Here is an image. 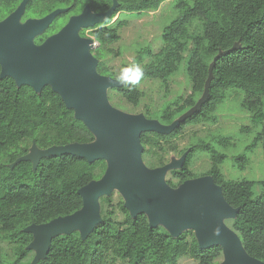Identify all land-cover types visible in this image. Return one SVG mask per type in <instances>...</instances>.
<instances>
[{
	"label": "trees",
	"instance_id": "1",
	"mask_svg": "<svg viewBox=\"0 0 264 264\" xmlns=\"http://www.w3.org/2000/svg\"><path fill=\"white\" fill-rule=\"evenodd\" d=\"M22 1L0 0V21ZM164 1L167 0H117L110 18L82 29L81 34L86 36L89 30L98 43L92 49L99 59L98 72L126 82L109 91H117L134 108L140 106L144 96L142 81L159 79L167 86L185 61L182 70L189 79L190 93L168 101L155 114L144 109L148 118L164 124L173 123L196 105L204 94L214 59L221 52L230 51L214 64L210 95L200 112L171 133H142L143 158L150 166L160 167L168 163L171 152L178 151L181 155L187 152L183 165L167 174L168 184L176 188L186 180L211 175L230 205L239 208L237 217L226 222L239 234L248 253L264 261V179L226 177L222 169L227 157L224 149L233 146L232 137L219 135L210 141L201 138L181 149L177 145L187 126L218 122L215 113L229 91L242 92V106L252 114L257 134L248 148L252 150L264 143V0H175L177 15L163 27L161 48L155 51L148 46L140 50L144 56H140L137 73H133L130 64L113 70L107 56L120 54L112 45L121 40L122 29L130 23L123 15L158 10ZM113 4L114 0H29L22 20L67 8L36 37L35 42L41 44L87 5L93 12L103 13ZM1 71L0 65V264H32L28 261L32 253L28 245L33 234L25 228L81 209L83 199L79 189L100 179L107 163L63 154L42 159L34 170L31 161H18L34 144L48 149L92 143L96 136L50 85L38 93L29 85L18 86L10 76L1 78ZM109 98L112 99L110 94ZM197 152L207 153L210 160L209 167L200 174L195 169ZM249 162L247 154L235 157L240 169H245ZM257 187L260 192L256 194ZM113 202V195L100 198L103 220L86 240L79 231L59 235L53 238L47 258L37 264H179L184 253L198 264H217L222 256L219 245L200 248L192 230L174 237L163 226L152 228L145 214L133 218L122 200L116 205ZM116 209L123 212L122 220L117 219ZM1 241L14 245L12 260L3 255Z\"/></svg>",
	"mask_w": 264,
	"mask_h": 264
},
{
	"label": "water",
	"instance_id": "2",
	"mask_svg": "<svg viewBox=\"0 0 264 264\" xmlns=\"http://www.w3.org/2000/svg\"><path fill=\"white\" fill-rule=\"evenodd\" d=\"M28 2L23 0L14 12L0 21L1 78L10 76L18 86L29 85L38 93L50 85L66 106L74 109L75 117L87 125L96 140L48 149L34 144L18 161H31L34 170L42 159L63 154L107 163L100 179L79 189L83 199L81 209L25 228L33 234V241L28 245V249L36 253L32 264L47 258L53 238L59 235L79 231L86 240L103 220L100 198L110 196L115 189L123 195L124 206L133 218L145 214L152 228L163 226L174 237L192 230L202 249L221 246L223 261L220 264H264L248 253L239 234L226 222L237 217L239 208L230 205L222 187L211 175L186 180L176 188L168 184V171L180 168L187 152L180 162L160 167L150 168L143 161L142 133H171L200 112L210 95L214 64L230 51L221 52L214 59L204 94L196 105L173 123L164 124L144 113L124 112L110 103L108 90L126 82L98 72L99 59L92 53L98 43L94 37L80 35L82 29L110 18L118 5L117 0L103 13L93 12L87 5L82 13L71 16L67 24L41 44L35 42L36 37L67 8L23 22Z\"/></svg>",
	"mask_w": 264,
	"mask_h": 264
},
{
	"label": "rangeland",
	"instance_id": "3",
	"mask_svg": "<svg viewBox=\"0 0 264 264\" xmlns=\"http://www.w3.org/2000/svg\"><path fill=\"white\" fill-rule=\"evenodd\" d=\"M176 15L175 0L164 1L160 8L155 11H148L142 14L136 12L124 14L123 16L129 19L130 23L122 29L121 40L112 45L120 51V54H109L107 56L109 66L113 70L118 71L124 68L125 64H130L133 73H137L141 66L140 56H144V53H141L140 50L150 46L153 50L158 51L162 45L163 27ZM117 17L118 15L114 19ZM22 21L24 22V20ZM80 35L83 36L81 31ZM83 37H92L90 31L87 30L86 36ZM184 67L185 61L182 64L180 72L170 77L167 86H164L159 79H145L142 81L140 87L143 90L144 96L139 107L134 108L117 91H109V89L108 95L112 96V99L109 98L110 103L127 113H144V109L148 108L152 114H155L168 101L176 99L181 94L187 95L190 93L189 79L182 70ZM243 97L244 94L240 91H229L226 101L220 105L215 113L218 122L215 124H193L187 126L183 134L177 139V145L181 149L189 147L201 138L210 141L219 135L232 137L233 146L224 149L227 157L222 164V169L226 177L235 179H264V143H261L252 150L248 148L257 134V129L253 127L252 114L242 106ZM245 128L248 130L243 131ZM241 154H247L250 157V162L245 169H240L235 163V157ZM182 157L183 155L178 151L171 152L168 156V163L180 162ZM194 159L195 169L198 174L204 172L210 165L209 156L205 152H197ZM143 161L148 167L155 168V166H150L144 158ZM255 191L256 194L259 193L260 187H257ZM111 195H113V204L116 205L120 200L125 203V199L118 189H115ZM116 214L118 220L124 218L121 210L116 209ZM1 247L3 255L8 260H12L14 258V245L7 241H1ZM35 254V251H32L28 261L33 262ZM222 261L223 256L217 259V264H220ZM179 264H198V262L188 253H184L179 258Z\"/></svg>",
	"mask_w": 264,
	"mask_h": 264
}]
</instances>
